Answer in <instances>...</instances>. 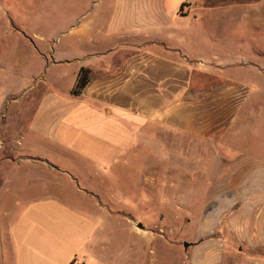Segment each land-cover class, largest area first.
Returning <instances> with one entry per match:
<instances>
[{
    "label": "rangeland",
    "instance_id": "1",
    "mask_svg": "<svg viewBox=\"0 0 264 264\" xmlns=\"http://www.w3.org/2000/svg\"><path fill=\"white\" fill-rule=\"evenodd\" d=\"M112 2L0 0V257L8 248L7 222L30 199L63 194L73 203L80 188L84 206L100 209L99 264H189V247L209 235L228 239L231 263L251 264L237 256L232 226L260 221L264 167L234 165L240 150L264 160V0H190L193 9L179 12L197 17L184 27L195 36L192 56L227 63L197 74V86L215 92L237 82L248 98L235 130L205 142L153 128L152 137L109 157L93 140L56 137L44 102L54 93L72 95L76 86L82 58L71 56L77 52L71 23L92 17L103 23ZM159 143L162 152L155 150ZM188 146L196 150L186 152ZM215 157L225 167L213 168ZM249 255L260 260L263 253Z\"/></svg>",
    "mask_w": 264,
    "mask_h": 264
},
{
    "label": "crops",
    "instance_id": "2",
    "mask_svg": "<svg viewBox=\"0 0 264 264\" xmlns=\"http://www.w3.org/2000/svg\"><path fill=\"white\" fill-rule=\"evenodd\" d=\"M189 1L113 0L103 23L97 17L71 23L69 41L71 50L77 51L71 56L82 58L73 86L82 68L90 71V81L80 96H72L70 90L64 96L54 93L44 102L53 113L49 122L56 137L75 143L93 140L99 143V153L110 157L115 149L138 144L137 138L152 137L153 128L205 142L235 130L248 98L242 96L237 82L215 92L205 91V84L197 86V74L227 63L211 59L205 64L188 50L195 36L187 34L185 25L197 17L188 10L183 15L179 12L183 7L193 9L195 4ZM179 19L184 20L183 27ZM52 51L59 54L55 48ZM155 137L159 138L158 133ZM160 146L163 149L162 144L155 145L157 152L163 151ZM186 149L196 150L195 146ZM239 153L234 168L254 167L256 162L264 167L263 159L246 155L250 153L245 150ZM225 161L215 157L212 167H225ZM85 192L76 190L79 196L74 194L73 203L63 194L30 199L7 222L8 248L6 253L2 250L0 264H99L94 253L100 243V209L84 206ZM5 216L8 220L9 215ZM259 217L257 224L232 226L234 243L239 245L237 256L251 264H264V209ZM231 249L224 237L198 238L189 247V264H240L228 260ZM255 250L263 253L260 260L249 255Z\"/></svg>",
    "mask_w": 264,
    "mask_h": 264
},
{
    "label": "trees",
    "instance_id": "3",
    "mask_svg": "<svg viewBox=\"0 0 264 264\" xmlns=\"http://www.w3.org/2000/svg\"><path fill=\"white\" fill-rule=\"evenodd\" d=\"M90 81V71L82 68L79 72L77 83L75 88L72 90V95L80 96L83 90L87 87Z\"/></svg>",
    "mask_w": 264,
    "mask_h": 264
},
{
    "label": "water",
    "instance_id": "4",
    "mask_svg": "<svg viewBox=\"0 0 264 264\" xmlns=\"http://www.w3.org/2000/svg\"><path fill=\"white\" fill-rule=\"evenodd\" d=\"M190 246V244H188V243H184V247L185 248H188Z\"/></svg>",
    "mask_w": 264,
    "mask_h": 264
}]
</instances>
